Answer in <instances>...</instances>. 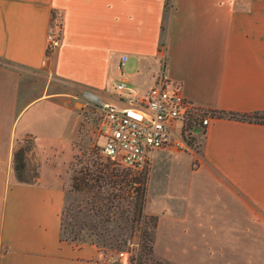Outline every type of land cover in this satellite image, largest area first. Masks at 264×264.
<instances>
[{
  "label": "crops",
  "instance_id": "0c3cea01",
  "mask_svg": "<svg viewBox=\"0 0 264 264\" xmlns=\"http://www.w3.org/2000/svg\"><path fill=\"white\" fill-rule=\"evenodd\" d=\"M53 13L60 39L47 54ZM122 54L127 59L118 68ZM44 67L118 105L124 102L116 83L142 96L163 69L202 108L263 113L264 0H0V264H125L102 260L92 243L61 240V186L14 179L18 139L32 134L38 144H60L70 136L47 131L57 108L27 99L20 88L22 71ZM64 114L70 129L75 119L67 107ZM201 135L191 172L211 195L194 220L159 216L156 232L164 221L163 234L189 242L195 255L233 258L226 264L252 256L264 264V123L212 116ZM160 158L170 166L171 158ZM219 224L227 239H208Z\"/></svg>",
  "mask_w": 264,
  "mask_h": 264
},
{
  "label": "rangeland",
  "instance_id": "374dc122",
  "mask_svg": "<svg viewBox=\"0 0 264 264\" xmlns=\"http://www.w3.org/2000/svg\"><path fill=\"white\" fill-rule=\"evenodd\" d=\"M20 88L29 95L27 99L42 98L46 101L39 104L57 108L47 131L60 133L63 139L64 134L70 132L66 142L60 144L46 143V140H42L44 144H38L35 136L28 134L18 139L12 152V170L16 181H51L64 189L61 228L63 241L80 246L96 240H112L117 235L119 239L125 237L126 244L122 251L110 250L100 243L98 251L104 261L120 262L123 259L128 264L129 254L139 247L140 228L144 225L136 223L132 229L119 228L118 225L123 224L124 220H150V216H155L157 222L159 216L160 220H175V217L177 220H194L198 207L203 211L205 197L211 195L210 185L203 177L191 172L197 168L193 154L199 150L201 144L202 135L199 130H195L194 134L183 135L187 145L184 148L167 146L156 150L144 170L136 171L126 167L129 174L136 176V180L145 188L144 217H140L134 206L136 197L131 192L133 187L118 191L111 183L94 186L80 183L79 188L74 186V177L77 174H82L86 169L94 170L98 163L125 168L101 154L103 139L98 132L100 110L86 98L85 92L88 89L55 77L45 67L22 71ZM65 107L75 119L70 129L66 127ZM20 148L23 149L22 162L14 160V153ZM162 155L171 158L170 166H162ZM22 163L24 167H21ZM92 222L97 223L96 229L90 228ZM215 222L219 223L221 220ZM163 224L164 221L159 236L155 229L153 249L146 260L147 264H161L157 261L162 264H226V260L233 259L208 255L204 250L199 251L200 255H195L186 247L189 242L169 240L163 234ZM222 230L223 225L219 224L214 234L207 236L208 239L215 242L227 239L228 233H223ZM201 240L205 242L206 238L203 236ZM243 259L245 264H254L255 259L252 256Z\"/></svg>",
  "mask_w": 264,
  "mask_h": 264
},
{
  "label": "built area",
  "instance_id": "2783aa9c",
  "mask_svg": "<svg viewBox=\"0 0 264 264\" xmlns=\"http://www.w3.org/2000/svg\"><path fill=\"white\" fill-rule=\"evenodd\" d=\"M61 26L54 20L46 35L47 50L59 42ZM127 55L122 54L118 68ZM116 98L123 105L114 104L95 91L85 92L88 101L99 108L98 132L103 139L101 154L136 171L144 170L154 150L173 146L186 147L183 135L203 131L214 112L202 108L186 98L180 84L172 82L162 69L147 92L139 96L123 80L114 85Z\"/></svg>",
  "mask_w": 264,
  "mask_h": 264
},
{
  "label": "trees",
  "instance_id": "16d2710c",
  "mask_svg": "<svg viewBox=\"0 0 264 264\" xmlns=\"http://www.w3.org/2000/svg\"><path fill=\"white\" fill-rule=\"evenodd\" d=\"M55 19V13L52 14V21ZM59 25L61 26V23L59 20H57ZM46 53L48 54L49 51L47 50ZM214 112L215 116H221V115H228L230 117L240 118V119H248L253 120L256 122L264 123V112L258 113L254 112L252 114H236V113H223L220 111L211 110ZM18 159L19 161H23V149H19L14 153V160ZM21 167H24V163L21 164ZM17 168V167H16ZM128 168H114L110 167L106 164H100L98 163L96 168L92 171L85 170L82 172V174H77L74 177V186L76 188H79V184L83 183L88 186H94V185H103L105 183H111L114 187H117L118 191H124L131 187L132 193L135 195V210L137 211L138 216L144 217L143 213V206H144V186H141L139 182L136 180V176H132L128 172ZM79 173V172H78ZM21 179V178H20ZM20 181H23L22 179ZM27 182V181H24ZM150 220H124L123 224L118 225L119 228H128L137 224H142L143 228H140V241H139V247L135 250H132L133 252L129 254L128 256V264H147L146 260L148 257H150L153 249V242L155 240V229L157 226V220L155 216H150ZM99 221H105V220H99ZM108 221V220H106ZM91 229L97 228V223L92 222L90 225ZM61 228H62V215H61ZM62 240V238H61ZM97 249L99 250V243L102 246H106L110 250H116L118 252L123 250V246L126 244V238L121 237L119 239V235L115 236V238H112V240L103 239L102 241H91ZM128 251V250H127ZM157 263H161L157 261ZM168 264V263H167Z\"/></svg>",
  "mask_w": 264,
  "mask_h": 264
}]
</instances>
